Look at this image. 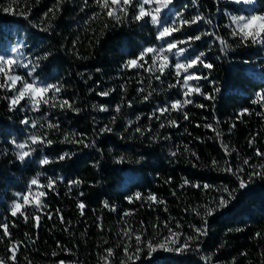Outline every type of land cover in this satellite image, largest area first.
Wrapping results in <instances>:
<instances>
[{
    "label": "trees",
    "instance_id": "16d2710c",
    "mask_svg": "<svg viewBox=\"0 0 264 264\" xmlns=\"http://www.w3.org/2000/svg\"><path fill=\"white\" fill-rule=\"evenodd\" d=\"M244 7L230 0H174L169 9L163 10L169 25L178 21L176 12L186 20L202 14L211 19V24L201 21L184 25L162 41L157 39L159 28L150 20L133 18L135 8H129L127 17L117 22L96 0H87V4L85 0H0V52L20 42L24 45L23 63L51 52L48 59L40 61L34 77L37 82L62 85L55 97L51 92L43 94L49 103L41 101L39 111L27 98L20 102L18 110L10 111L6 97L11 92L0 88V223L6 222L10 233V238L0 241V258L8 264H105L102 257H106L107 264H264V180L260 178L237 192L226 210L209 218V234L199 242L189 241L191 251L181 254L160 250L149 256L144 248L140 259L126 260L138 246L136 235L141 236L142 248L149 241L160 243L165 237L170 242L169 228L178 234V242L195 236L191 226L202 224L196 212L203 215L202 206L221 196L227 198V193L220 191L223 186L238 188L236 176L218 170L227 167L226 161L233 169L243 167L244 177L260 170L244 165L245 159L252 166L264 164V159L256 155L257 149L264 152V106L253 103L256 93L264 90V44L242 42L232 35L234 26L230 20ZM49 9L53 12L45 17ZM254 9L264 12V0H255ZM45 28L48 30L43 31ZM213 32L215 35H204L190 46L179 45L186 48L182 55L174 54V50L168 56L175 64L205 53L203 59L214 68L197 66L190 70L208 76L207 80L192 83L205 94L215 95L216 100L193 95V104L184 108L188 120L183 112L176 111L159 120L150 118L156 108L183 98L179 85L169 87L177 84L175 69L167 68L156 80L159 72L146 70L152 63V54L145 56L144 68H127L125 62L136 58L144 48H160L167 42ZM216 37L226 41L227 46ZM20 74L32 81L24 67ZM215 87L220 88L219 93L214 92ZM109 90L114 91L108 96L99 95ZM149 93L145 101L143 96ZM65 100L79 111L52 107ZM118 104L119 112L115 110ZM197 104L205 107L198 108ZM100 106L108 110L101 111ZM243 109L249 111L240 116ZM25 118L36 122L37 127L22 124ZM169 120L176 121V126H169ZM49 122L59 124V130L49 129ZM162 123L165 127H160ZM105 126L112 131L101 134ZM39 133H47L54 143L43 151L37 149L26 163L19 162V149L12 141L23 143L28 136ZM71 133H76L78 139L82 137L84 144L67 143L64 137ZM253 139L255 143L250 146ZM92 141L94 146L85 147ZM222 144L228 146L230 155H226ZM63 152L75 155L58 161L56 158ZM44 156L53 162L41 166L39 161ZM120 157L124 160L117 163ZM213 160L217 162L215 167ZM49 177L62 179L56 183L55 192L42 189L47 193L40 198L43 211L27 207V223L22 215L13 217L10 208L18 199L16 194H25L33 178L47 185ZM169 178L171 182L165 183ZM185 178L213 187L181 188ZM73 180L80 184L69 191ZM137 191L145 197L155 194L163 203H129L126 197ZM80 201L86 204L84 215L77 208ZM104 201L109 208L103 207ZM112 207L116 210L112 211ZM57 209L61 210L64 224L55 215ZM48 212L53 219H48ZM126 212L130 215L125 216ZM36 215L42 216L39 228L32 220ZM125 229L133 233L131 239L124 235ZM19 241L23 244L16 252V260L11 261L12 244ZM108 248L113 249L111 256H107ZM206 256H211V262L204 259Z\"/></svg>",
    "mask_w": 264,
    "mask_h": 264
},
{
    "label": "snow or ice",
    "instance_id": "6c2138e0",
    "mask_svg": "<svg viewBox=\"0 0 264 264\" xmlns=\"http://www.w3.org/2000/svg\"><path fill=\"white\" fill-rule=\"evenodd\" d=\"M60 0H58V3ZM174 0H96V3L104 10H106V15L110 18L115 19L117 22H120L121 17H127L128 15V9L129 8H135L136 13L134 15V19L136 21L141 20H150L151 23L154 26H157L159 28V31L157 33V39L158 40H166L168 37L172 36L173 33L180 31V27H183L184 25H195L200 23L201 21H206L207 23L211 24V19H207L202 14H198L194 16L191 20H186L182 18L181 12H176L175 16L178 17V21H173L171 25H169L165 19H164V12L163 10L169 9V7L173 4ZM194 3H196V0H193ZM237 4H244L248 6H253V10L250 12L249 15H231L230 20L232 22V25H234V29L232 32V35L238 36L241 38L242 42L251 41L253 44H264V12H260L258 10L254 9L255 0H235ZM85 4H87V0H85ZM11 9H5V11H10ZM58 11V9H57ZM53 9H49L48 13H45V17L49 15V13H52ZM177 23L179 26H176ZM254 26V27H253ZM48 29L45 28L43 31H47ZM204 35H215V33H200L199 35L195 36H189L185 40L180 41H171L167 42L166 46H162L160 48L155 47H147L144 48L142 52L138 54L136 58L129 59L125 62L124 67L127 68H144L145 64L147 63L144 58L145 56H148V54L151 55L152 63L151 65H148L146 68L149 72H159L160 75H156L155 79L159 80L160 76L165 74V70L169 67H172L175 69V74L177 77V84H171L169 87H176L179 85L182 88V99H178L175 101L170 102L169 104H166L162 107L156 108L153 113L151 114L150 118H155L159 120L161 116H164L166 113H169L171 111L176 112H183L184 119L188 120L189 116L186 111H184L185 106L193 104V95H200L204 96L206 100L209 101H215L216 96L213 94H205L201 87L198 84H193L194 81L199 80H207L208 76H201L197 75L195 71H190L197 66H203L204 68L208 70H212L214 68V65L209 62H205L203 57L205 56V53L201 52L199 55L195 56L194 58L187 60L186 62H176L175 64H171L169 60L168 53H173L177 55H182L185 53L186 48L179 47L181 44L189 45L192 42L199 41L202 36ZM217 40H220V43L222 45L227 46V42L222 40L220 37H216ZM24 45H18L17 47L11 48V52L18 53L21 48H23ZM52 55L51 52H45L42 57H36L34 61L29 60L27 63L20 64V61L12 55H3L0 54V74H3L7 77L4 83H0V88L8 87L10 91H13L15 94L6 97V99L9 100V110H18V106L20 105V102L23 101L26 97L32 102L33 109L35 111H39V107L41 104V101L43 104H48V99L44 98L43 94L51 92L53 94V97H55V94L59 93L61 91L62 85L59 84H47L43 82H37L36 78L34 77V73L36 70L40 67V61L46 60ZM13 66H22L27 70V77H32V82H29L28 79L25 77L19 76V75H12L10 74L13 70ZM7 69V71H5ZM99 71V69H97ZM213 84H215V81H212ZM123 87V85L121 86ZM111 91H104L99 93L101 96H108ZM141 92H143V89H140ZM215 93L220 92L219 87L214 88ZM148 95H144L143 99L146 101L149 99ZM256 99L253 101V103L261 104L264 106V90H261L256 93ZM129 106L130 103H129ZM52 107H60L61 109L68 108L72 109L73 111H79V109L73 108V104L68 101H62L59 105L53 104ZM196 107L198 108H204V104H197ZM121 105H116L115 110L117 112L120 111ZM101 111H107V107L100 106ZM248 109H243L240 113V116H243L244 114L248 113ZM257 115H261V113H257ZM140 117L138 116L137 119ZM21 123L24 125H31L33 128H36V122L31 121L28 118H25L21 120ZM131 123V121H129ZM169 126H176V121L169 120ZM217 123H219L217 121ZM199 126V125H198ZM205 127H212L211 125H204ZM59 124H54L49 122L48 128L53 130H59ZM160 127H165V125L162 123ZM232 127H235V124L232 125ZM111 127L105 126L104 128L100 129L101 134L104 132H111ZM137 132H141V129L137 128ZM220 133H217V137L219 138ZM76 133H71L69 135H65L64 139L67 143H76V144H84V139L76 138ZM13 144L16 145V148L19 149V151L16 154V158L21 163H26L29 158L39 149L40 151H43L45 147L51 146L54 141L49 139L47 136V133H39V134H32L28 136L27 140H25L23 143H16L15 140L12 141ZM255 143V140H250L249 145L252 146ZM95 145V141H92L90 144L85 145V147H92ZM226 155H230L231 153L228 150L227 145H223ZM75 153L73 152H63L60 154L56 159L58 161H64L66 159H71ZM172 156H175L176 153H171ZM195 155V153H193ZM256 155L260 156L262 159H264V152L256 150ZM124 158L120 157L117 160V163L123 162ZM53 161L50 160L48 156H44L40 159L39 163L41 166L48 165L52 163ZM227 163V167L223 169H218L224 172L231 173L232 175L237 177L238 180V188L236 189H229L227 186H223L220 191L227 193V198L224 196H221L218 200H214L212 204H206L203 207V215H201V212L197 211L196 215L200 216L202 220L201 226L197 227L196 225H192L195 232V236H187L186 241L184 242H178V234L173 232L171 228H169V237H172L171 241L169 242L168 237H165L164 240L160 243H154V242H147L144 244V247H140L143 242L141 241V236L136 235L135 240L137 243V248L135 252L128 254L126 256V260H138L140 259V253L144 250V248L147 249V255L152 256L157 251H165V252H172V253H185L188 251H191V245L188 243L189 241H196L199 242L203 237H206L209 234L210 226H209V218L213 217L215 214L223 212L226 210L229 205L236 199V193L248 189L250 184L256 179L260 178L264 180V164L252 166L249 164V160L245 159L243 161L244 165H247L252 168H259V171L253 170L251 173H249L246 177L242 176L241 173L244 172L243 167H238L233 169L232 165L230 163ZM213 166L215 167L217 165V162L215 160L212 161ZM62 178H48L47 185H41L38 178H33L29 184H28V191L25 194L17 193L16 196L18 197L17 200L13 201V204L10 208V213L13 217L17 215L24 216V211L27 209V207H32L38 211H43L42 201L40 198L45 197L47 193L43 191V188H47L55 192V185ZM171 178H169L165 183H170ZM80 184V181L73 180L69 182V191L72 190V187H76ZM33 186H36L39 190L36 193V197L34 199H31L33 195ZM185 186H191L194 188H204V189H210L213 187L212 185H209L207 183L200 184V183H192L187 178L184 179V182L180 185L181 188H184ZM175 194V193H173ZM83 195V193H81ZM129 203H133L135 200L144 201L147 200L150 203V206L152 203H163V201L158 200V198L155 196V194H149L147 197H145L141 192L137 191L133 194V196L126 197ZM22 200V203H21ZM104 208H109V204L107 201L103 202ZM77 208L80 211L81 215H84V210L86 209V204L83 201H80L77 203ZM112 211H115L116 209L114 207L111 208ZM195 211V210H194ZM49 220L53 219V214L51 212L45 213ZM55 215L59 217V220L61 224L65 223L64 217L61 214V210L57 209ZM130 215V213H125V216ZM25 222L27 223L29 220L28 216H24ZM42 219L41 215H36L32 217L34 227L39 228L40 227V221ZM99 219V218H98ZM167 227V225H165ZM179 227V225H177ZM0 229H3V234L0 236V241L3 240L4 237L10 238L9 233V225L5 223H0ZM68 229L65 228V231ZM240 229H237L239 231ZM231 231V230H229ZM132 232L128 229L124 230V235L131 239ZM27 235V234H26ZM256 236H261V233H256ZM35 243V241H32ZM23 244V241L16 242L12 244L11 248V256L9 259L11 261L16 260V252L19 251L20 246ZM197 247H199V244H197ZM126 253L128 252L127 247L125 248ZM107 256H111L113 254V249L108 248L106 249ZM53 255H56L54 252ZM102 259H105V264H107L106 257H102ZM206 261L211 262V256H206L204 258ZM0 264H8V262L0 258ZM31 264V262H29ZM63 264V262H61Z\"/></svg>",
    "mask_w": 264,
    "mask_h": 264
},
{
    "label": "rangeland",
    "instance_id": "374dc122",
    "mask_svg": "<svg viewBox=\"0 0 264 264\" xmlns=\"http://www.w3.org/2000/svg\"><path fill=\"white\" fill-rule=\"evenodd\" d=\"M232 3H234V4H237L236 2H235V0H230ZM238 6H245L244 7V10H242V8H239L238 10L240 11L238 14H236L237 16H239V15H249L250 14V12H251V7L250 6H248V5H244V4H237ZM234 26V25H233ZM254 27V26H253ZM18 45H21V43L20 42H13V43H11V44H9L8 46H7V48H6V50L5 51H3V52H0V54H3V55H12V56H15L19 61H20V64L22 65V64H24L23 63V54H22V48L20 49V51L18 52V53H13V52H11V48H13V47H17ZM21 68H22V66H13V70H12V72L10 73V74H12V75H19V76H22L21 74H20V70H21ZM5 71H7V69L5 70ZM7 79V77L6 76H4L3 74H0V83H4L5 82V80ZM29 82H32V81H29ZM4 89H6L7 91H10L9 90V88L8 87H4ZM11 92V95L10 96H12V95H14L15 93L13 92V91H10ZM27 98V97H26ZM28 99V98H27ZM39 191V189L36 187V186H33V190H32V192H33V195H32V197H30L31 199H34L35 197H36V193Z\"/></svg>",
    "mask_w": 264,
    "mask_h": 264
}]
</instances>
